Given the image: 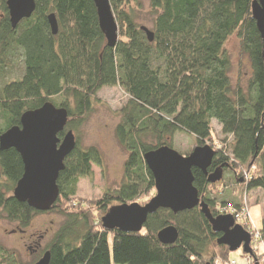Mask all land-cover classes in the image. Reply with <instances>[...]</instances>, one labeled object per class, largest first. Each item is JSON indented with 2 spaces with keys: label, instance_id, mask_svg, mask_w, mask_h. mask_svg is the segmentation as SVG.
<instances>
[{
  "label": "trees",
  "instance_id": "16d2710c",
  "mask_svg": "<svg viewBox=\"0 0 264 264\" xmlns=\"http://www.w3.org/2000/svg\"><path fill=\"white\" fill-rule=\"evenodd\" d=\"M6 1L0 0V135L19 126L23 113L46 102L66 109L64 132L75 135L103 88L119 87L127 97L114 128L128 154L123 183L104 192L93 211L76 202L79 180L91 179L92 166L102 165L97 148H82L76 141L58 175L59 196L50 209L63 221L38 254L48 251L49 264H197L189 253L212 256L210 264L219 255L229 258L198 207L178 213L159 209L136 233L105 230L100 219L114 205L155 192L143 155L172 148L177 132L192 135L195 147L209 145L215 151L207 173L222 168L223 186L264 193V38L251 14L255 0H109L118 25L112 48L100 31L93 0H34L31 16L15 28ZM144 6L151 42L137 23ZM51 14L58 27L55 35L47 21ZM233 35L249 63L244 87H234L229 77L225 45ZM213 122L223 137L220 149L211 145ZM251 168L256 172L244 180ZM191 171L198 197L212 216L220 215L217 202L225 208L242 205L220 197L216 183H208L199 169ZM22 174L19 154L12 148L0 150V219L15 224L21 234L44 213L13 197ZM168 226L177 229L178 238L163 245L157 233ZM0 264L21 263L0 247Z\"/></svg>",
  "mask_w": 264,
  "mask_h": 264
},
{
  "label": "water",
  "instance_id": "95a60500",
  "mask_svg": "<svg viewBox=\"0 0 264 264\" xmlns=\"http://www.w3.org/2000/svg\"><path fill=\"white\" fill-rule=\"evenodd\" d=\"M93 3L100 31L106 45L112 48L118 39V25L109 0H93ZM6 6L12 28L29 18L35 9L34 0H7ZM251 14L264 38V0L252 3ZM47 21L55 35L58 27L54 15H49ZM141 29L151 42L153 34L145 27ZM67 117L66 109L56 108L46 102L39 109L23 113L19 126L11 127L0 135V150L14 149L23 164V174L16 183L13 197L39 212L49 211L55 204L59 196L56 183L58 175L64 169L65 158L76 146L74 134L71 131L64 132ZM60 133L63 134L61 139L58 137ZM214 155L215 151L209 145L195 147L187 155H181L167 146L147 152L143 159L153 176L155 195L143 205L133 202L110 207L100 219L102 228L136 233L142 229L147 217L159 209L178 213L198 207L208 220L212 232L220 235L217 245L226 246L229 252L238 250L239 241L249 239L248 234L234 223L231 215L212 216L193 186L192 168L199 169L207 177L208 183L220 182L222 168L207 173ZM177 238L178 231L173 226L165 227L157 233V239L163 245H172ZM244 250L252 252L250 240ZM49 262L50 254L46 251L34 264Z\"/></svg>",
  "mask_w": 264,
  "mask_h": 264
},
{
  "label": "rangeland",
  "instance_id": "374dc122",
  "mask_svg": "<svg viewBox=\"0 0 264 264\" xmlns=\"http://www.w3.org/2000/svg\"><path fill=\"white\" fill-rule=\"evenodd\" d=\"M147 12V7L144 6L142 11L137 13V23L149 29L151 20ZM225 49L231 61L229 77L232 85L244 87L249 78L250 68L247 59L240 53L239 40L236 35L228 39ZM126 98L119 87L103 88L96 96L92 113L74 135L79 146L82 148L95 147L102 156V165L92 166V178H81L77 184L76 202L83 203L92 211L95 210L93 204L102 199L104 192L118 188L124 180L123 166L128 154L117 142L114 128L120 120L117 111L124 105ZM212 127L211 145L220 149L221 145L224 146L223 137L216 122L212 123ZM194 144L195 138L192 135L177 132L173 137L172 148L179 154L187 155L195 147ZM254 172L256 171L251 168L249 172L251 177ZM215 187L220 192V197L230 198L234 202L241 201L243 203L241 194L244 193L247 195L249 206L255 203H264V193L261 189L243 191L237 188L233 190L231 187L223 186V182L216 183ZM154 195L155 192H151L138 200L137 203L143 205ZM211 195H216V192H212ZM62 218L50 210L41 213L31 221L25 229L27 231L25 234L15 230V224L0 219V247L7 252L14 253L21 264H31L35 258L41 257L42 253L38 254V252L49 243L57 227L63 221ZM28 234H33L36 238L34 240L39 243L37 253H31L27 249L28 245H32L27 239ZM232 253L229 252V259Z\"/></svg>",
  "mask_w": 264,
  "mask_h": 264
},
{
  "label": "clouds",
  "instance_id": "9594fccd",
  "mask_svg": "<svg viewBox=\"0 0 264 264\" xmlns=\"http://www.w3.org/2000/svg\"><path fill=\"white\" fill-rule=\"evenodd\" d=\"M221 147L223 146L221 145ZM241 197L243 203L239 208L226 209L220 202H217L215 208L220 214L230 211L237 223L243 225V230L248 234L249 239L239 241L238 248L240 250L233 252L230 259L224 255L214 257L215 264H264V203H255L249 206L247 195L242 193ZM249 240L255 255L244 250ZM189 255L197 261V264H208V260L213 259L209 255L196 256L193 253H189Z\"/></svg>",
  "mask_w": 264,
  "mask_h": 264
},
{
  "label": "flooded vegetation",
  "instance_id": "af4514ba",
  "mask_svg": "<svg viewBox=\"0 0 264 264\" xmlns=\"http://www.w3.org/2000/svg\"><path fill=\"white\" fill-rule=\"evenodd\" d=\"M26 232L27 231H24L23 234H25ZM27 239L30 241L29 244L32 243V245H28L27 249L30 250L31 253H37L38 248H39V243H38L37 240L36 241L34 240V239H36L34 237V235L33 234H30V235L28 234L27 235Z\"/></svg>",
  "mask_w": 264,
  "mask_h": 264
},
{
  "label": "built area",
  "instance_id": "2783aa9c",
  "mask_svg": "<svg viewBox=\"0 0 264 264\" xmlns=\"http://www.w3.org/2000/svg\"><path fill=\"white\" fill-rule=\"evenodd\" d=\"M243 178H244V180H249L250 174L247 173V172L244 173ZM230 208H232V206L226 207V209H230ZM220 215H231L233 217V219H234V223L240 225L243 228V225L237 223L236 219L234 218L233 214L230 211H225L223 214H220Z\"/></svg>",
  "mask_w": 264,
  "mask_h": 264
}]
</instances>
